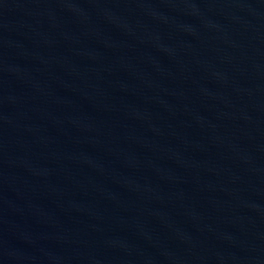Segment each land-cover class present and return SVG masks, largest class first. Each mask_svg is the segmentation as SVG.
<instances>
[{
	"label": "water",
	"instance_id": "water-1",
	"mask_svg": "<svg viewBox=\"0 0 264 264\" xmlns=\"http://www.w3.org/2000/svg\"><path fill=\"white\" fill-rule=\"evenodd\" d=\"M0 264H264V0H0Z\"/></svg>",
	"mask_w": 264,
	"mask_h": 264
}]
</instances>
